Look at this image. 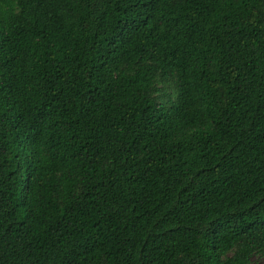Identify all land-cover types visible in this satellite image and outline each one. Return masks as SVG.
Segmentation results:
<instances>
[{"label":"trees","instance_id":"obj_1","mask_svg":"<svg viewBox=\"0 0 264 264\" xmlns=\"http://www.w3.org/2000/svg\"><path fill=\"white\" fill-rule=\"evenodd\" d=\"M264 260V0H0V264Z\"/></svg>","mask_w":264,"mask_h":264},{"label":"rangeland","instance_id":"obj_2","mask_svg":"<svg viewBox=\"0 0 264 264\" xmlns=\"http://www.w3.org/2000/svg\"><path fill=\"white\" fill-rule=\"evenodd\" d=\"M253 262L256 263V264H264V260L259 259L257 257L253 258Z\"/></svg>","mask_w":264,"mask_h":264}]
</instances>
